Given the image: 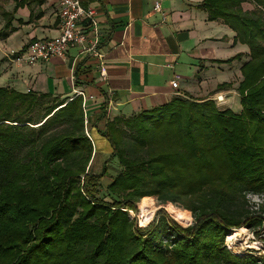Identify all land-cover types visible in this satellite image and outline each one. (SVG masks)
<instances>
[{"label":"trees","instance_id":"obj_1","mask_svg":"<svg viewBox=\"0 0 264 264\" xmlns=\"http://www.w3.org/2000/svg\"><path fill=\"white\" fill-rule=\"evenodd\" d=\"M246 1L202 3L250 48L242 112L177 98L123 122L132 142L122 123L109 122L104 137L121 170L106 183L110 160L90 173L95 150L82 97L0 88V264H264L226 245L234 229L264 230V0H251L252 12ZM101 186L110 202L97 197ZM146 197L194 222L183 227L159 209L140 227L128 213Z\"/></svg>","mask_w":264,"mask_h":264},{"label":"crops","instance_id":"obj_2","mask_svg":"<svg viewBox=\"0 0 264 264\" xmlns=\"http://www.w3.org/2000/svg\"><path fill=\"white\" fill-rule=\"evenodd\" d=\"M81 2L96 11L104 57L72 47L65 57L26 64L12 51L59 37V0H0V88L50 94L60 101L84 92L86 131L97 145L93 160L102 156L105 161L112 154L103 139L109 122L123 125L174 99L214 100L222 110L233 111L250 48L236 41V32L223 20L210 19L204 0ZM157 3L161 12L155 11ZM242 8L257 10L251 0ZM237 55L242 57L228 62ZM175 81L177 88L172 86ZM218 96L224 102L218 103Z\"/></svg>","mask_w":264,"mask_h":264},{"label":"built area","instance_id":"obj_3","mask_svg":"<svg viewBox=\"0 0 264 264\" xmlns=\"http://www.w3.org/2000/svg\"><path fill=\"white\" fill-rule=\"evenodd\" d=\"M59 6V37L34 41L19 53L12 51L17 61L35 64L53 57H65L72 47H80L83 52L101 59L104 57L99 50L100 39L95 9L85 8L81 0H59ZM155 11L161 12L159 3L156 4ZM101 74L104 75V71H101ZM172 86L177 88L178 83L175 81ZM76 97L85 100L86 96L84 92H77ZM216 99L218 103L224 102L223 96ZM85 123L87 124V120Z\"/></svg>","mask_w":264,"mask_h":264},{"label":"rangeland","instance_id":"obj_4","mask_svg":"<svg viewBox=\"0 0 264 264\" xmlns=\"http://www.w3.org/2000/svg\"><path fill=\"white\" fill-rule=\"evenodd\" d=\"M233 103L235 104V107L232 108L233 112L238 113L239 111H241V109H242L241 97L237 96L236 101H234ZM121 127H122L124 138L127 140V142H132L133 132L128 127H126L125 125H122ZM63 130H64V127L60 126V125H58L54 128L55 132H59V131H63ZM103 139H105L106 142L109 145H111V143L108 142L106 137H104ZM93 142H94L93 145H94L95 151H97L96 142L95 141H93ZM100 152L103 154V151H99V154H100ZM129 153H131V152H129ZM132 154H135V153H132ZM101 157L97 158V160L94 159L92 161V163L90 165V173H93L96 175L100 174L102 172V167H103L104 163L106 161L110 160L109 165L107 166L108 175L105 178H103L104 183H106V182H108L107 181L108 179H112L113 177H115L117 175V173L121 170V167H120V164H119L117 158L112 159V157L110 155L109 158L104 161V159L101 160ZM97 197L100 199L102 198L105 201L110 202V197L108 196V194L105 190V187H103V186H101L98 189ZM146 198L154 199V203H155V211H154V214L151 218V221L145 222L147 225H145V226L142 225V222L144 221V216L142 214V209L140 207L141 201L138 203V212H134L132 210H129V213H128L132 220H137L140 227L148 226L154 220L159 209H164L174 220H176L171 214V209H173V208L167 209L166 208L167 206L161 205L159 203V201L157 200V198H155V197H146ZM143 199H145V198H143ZM247 199L249 200V203L253 207V209L256 210L257 209L256 203L259 201L257 199V197L249 196ZM176 208L183 210L182 208H179L177 206H176ZM245 208L247 209L246 205H245ZM183 211H187V210H183ZM189 214L192 216L191 212H189ZM176 221L183 227H188L194 222L193 216H192L191 224H189V225L185 221H183V222L178 221V220H176ZM243 228H244V230H242V228L234 229L230 235L232 237L231 240H229L230 236H228L226 238V245H227L228 249H230L235 254H240V255L241 254H255V255H259V256L260 255L264 256V238H263L264 237V230L260 232V235H256L253 231L249 230L248 228H245V227H243Z\"/></svg>","mask_w":264,"mask_h":264},{"label":"bare ground","instance_id":"obj_5","mask_svg":"<svg viewBox=\"0 0 264 264\" xmlns=\"http://www.w3.org/2000/svg\"><path fill=\"white\" fill-rule=\"evenodd\" d=\"M140 207L142 209V214L144 216V221L142 222V225H147L145 222L151 221V218L155 211V203L154 199L152 198H146L140 202ZM244 230V228H242ZM239 232V231H238ZM232 237H229V240H231Z\"/></svg>","mask_w":264,"mask_h":264}]
</instances>
